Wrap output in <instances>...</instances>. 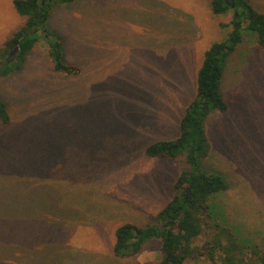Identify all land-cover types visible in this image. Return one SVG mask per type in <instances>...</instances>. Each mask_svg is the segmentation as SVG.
<instances>
[{"label": "rangeland", "instance_id": "374dc122", "mask_svg": "<svg viewBox=\"0 0 264 264\" xmlns=\"http://www.w3.org/2000/svg\"><path fill=\"white\" fill-rule=\"evenodd\" d=\"M251 1L264 11V0ZM232 16L214 12L211 0L53 4L46 26L80 72L57 71L49 55L55 36H41L23 67L0 78L12 117L9 125L0 119V264L160 262V239L118 257L114 232L124 222L153 223L172 198L184 159L145 150L180 134L205 53L227 38L232 26L222 24ZM24 22L13 0H0V53ZM221 91L229 109L206 118L205 165L230 185L218 202L264 248V47L248 29ZM213 233L206 227L196 243Z\"/></svg>", "mask_w": 264, "mask_h": 264}, {"label": "trees", "instance_id": "16d2710c", "mask_svg": "<svg viewBox=\"0 0 264 264\" xmlns=\"http://www.w3.org/2000/svg\"><path fill=\"white\" fill-rule=\"evenodd\" d=\"M58 1L72 0H13L25 22L5 41L4 53H0V78L23 67L41 36H55L49 55L57 71L64 75L80 72L64 61L62 36L46 26L51 8ZM211 5L216 13H232L230 22L222 24L232 28L225 40L215 42L205 53L198 71L197 93L181 118L180 134L154 141L145 150L151 158L182 157L185 166L174 182L172 198L159 210L153 223L141 226L124 222L116 227L113 253L118 257L135 256L146 241L158 238L162 241V259L158 264H185L188 259L204 255L212 263L201 264H264V248L243 233L241 220L231 219L225 205L218 202L219 196L230 188L227 179L205 165L212 150L206 118L215 110L229 109L221 91L228 58L242 43L246 29L264 47V11L251 0H211ZM0 119L7 125L12 122L8 104L2 99ZM206 227H212L214 236L206 243H196ZM245 247H250L248 255ZM217 250L220 252L216 253ZM218 260L221 263H216Z\"/></svg>", "mask_w": 264, "mask_h": 264}]
</instances>
